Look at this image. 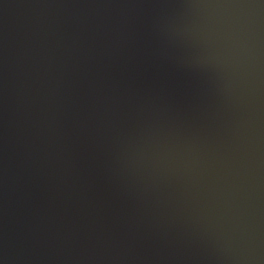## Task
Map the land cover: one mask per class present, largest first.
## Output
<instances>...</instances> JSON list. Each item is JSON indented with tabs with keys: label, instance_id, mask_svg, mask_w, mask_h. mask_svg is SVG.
I'll return each instance as SVG.
<instances>
[{
	"label": "water",
	"instance_id": "water-1",
	"mask_svg": "<svg viewBox=\"0 0 264 264\" xmlns=\"http://www.w3.org/2000/svg\"><path fill=\"white\" fill-rule=\"evenodd\" d=\"M0 264H264V0H0Z\"/></svg>",
	"mask_w": 264,
	"mask_h": 264
}]
</instances>
